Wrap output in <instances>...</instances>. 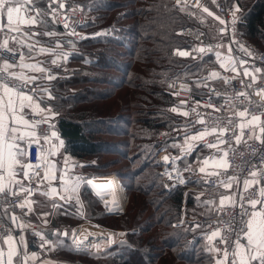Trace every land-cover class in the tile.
Wrapping results in <instances>:
<instances>
[{
  "label": "trees",
  "instance_id": "1",
  "mask_svg": "<svg viewBox=\"0 0 264 264\" xmlns=\"http://www.w3.org/2000/svg\"><path fill=\"white\" fill-rule=\"evenodd\" d=\"M226 2L239 6L237 15L242 33L264 49L261 35L264 33V0ZM65 5L66 9L106 5L98 9L84 8L88 20L83 28L88 34L80 40L70 37L48 12L38 9L37 15L43 13L46 21V25L39 24L47 32L59 33L58 40L68 53V59L52 71L58 73L57 78L48 83L56 97L52 101L58 111L54 119L56 130L65 140V153L78 159L118 154L129 160V165L116 174L127 193L138 196L133 198L137 218H143L138 225L147 228L143 220L148 218V227H155L157 231L147 237L144 231L139 235L128 231L122 238L127 244H122L120 238L98 256L73 249L67 236L61 238L63 246L55 247V254L80 256L86 259L85 264H211L209 258L215 261V255L206 250L207 225L201 221L202 217L213 215L208 211L207 201L211 199L195 198L183 187L165 190L158 155L161 150H178L185 137L179 132L160 139L166 131L179 127L181 113L171 109L185 108L167 90L168 82L176 78L190 79L196 83L194 96L200 97L202 76L211 67L220 65L215 52L198 53L196 40L184 36L182 31H202L210 44L219 42L216 31L202 20L200 10L192 6L181 10L174 0H67ZM113 28L115 32L111 33ZM104 30H109V34L93 35ZM68 40L73 44L69 45ZM181 51H188L189 56L183 57L179 54ZM203 150L204 146L198 145L180 160L181 164L193 163ZM106 175L109 174L97 176ZM93 176L83 174L85 179ZM190 183L201 186L202 180H190ZM81 193L87 203V218H104L106 215L87 184L82 186ZM68 209L62 210L64 216L59 219L62 217L61 223L74 226L81 219ZM183 215L186 222L173 227ZM124 220L117 226L100 223L122 229L125 224L129 225V220ZM196 223L200 227H194ZM51 225L50 239L54 238L58 227L56 219Z\"/></svg>",
  "mask_w": 264,
  "mask_h": 264
},
{
  "label": "snow or ice",
  "instance_id": "2",
  "mask_svg": "<svg viewBox=\"0 0 264 264\" xmlns=\"http://www.w3.org/2000/svg\"><path fill=\"white\" fill-rule=\"evenodd\" d=\"M178 5H181V10H183L184 5L181 4V0H176ZM24 5L18 3V0H0V18L6 16L8 27L13 32H19V24L22 21L20 16L21 9ZM63 3H58L57 8H64ZM75 7V6H73ZM85 9H98L99 7H106V5H84ZM32 11L39 13V10L33 7ZM204 12H208V9L205 7ZM239 11V6L235 11H232L231 15V24L228 27L231 28L230 39L236 43L237 47L240 48L246 55L252 56L253 52L249 51L246 45L240 42L237 39L236 24L240 18L237 15ZM51 14L53 18H56V9H51ZM216 20L220 21V25L217 26L219 33H225L227 28L222 26L225 24L224 20H221L219 16H216ZM23 23L36 25L37 23H42L46 25V21L43 20V13L38 14L30 19H23ZM3 27V25H0ZM65 31L69 32L72 35H77L74 28L71 25H68ZM111 33L115 32V29L110 30ZM48 35H55V33L48 32ZM109 30H104L102 33H95L94 36L107 35ZM27 35V33H25ZM264 36V33H261ZM9 39L16 40L17 44L23 45V40H17L16 37L5 36L2 43H0V193H10L12 196H16L17 193L27 194L25 198L19 202L20 208H27L30 212L32 210L33 201L29 199L32 196L34 189L32 185V180L36 179L38 184L48 182V191L44 194L48 196L59 195L60 200L67 203L71 200L72 194L76 192L78 184L80 182V177H76L75 180L68 178V168L75 167V164L72 163L71 156L64 155L63 157V175L60 176V181L62 191L58 192L57 187L52 186V182L57 179V162L55 159H46L45 158V148L44 144H41L43 139L48 145L47 154L48 156H54L56 153L60 152V149L64 148L65 140L60 137L58 131L56 130L55 117L58 115V111L55 109L52 101L56 99L53 93V89L44 84L37 83V81L43 80L45 84L51 82L57 78V74H53L48 68L42 67L40 63H25V58L23 53L20 55V63L18 65L13 64L6 57V53H13L14 51H19V49H14L9 47ZM220 43L209 44L206 48H198V53H204L206 51H213L214 49H219L223 47L224 37H218ZM39 43V42H36ZM69 45L73 44L72 40H68ZM57 48L50 47H39L38 51L40 53H50L55 56L51 60V64L57 65L61 61H66L68 59V53L64 51H58V48L61 44V41H56ZM27 47L33 52L37 51L34 48L32 43H29ZM182 56H188L187 51H181L179 53ZM215 57L221 62L222 67H230L233 72H236L237 65L236 61L232 57V48L231 45L228 46V55L227 57L219 51H215ZM264 59V57H261ZM91 62V61H88ZM240 64H246L247 61L241 59L239 60ZM19 67L20 69H30L32 72L41 73V76L37 75H26L24 71H15L13 69ZM264 72L262 67H246L243 70L244 76H251V79L255 81L258 77L256 74ZM46 75H43L45 74ZM218 72H211V77L218 76ZM242 83H245L242 81ZM184 85H181V88H184ZM247 87H252L250 83L247 84ZM28 90L25 91L24 89ZM177 93H173L175 95ZM260 95L261 100L264 101V88H260L257 92ZM247 96V93L238 92L236 96ZM47 98V102L45 101ZM250 105L252 102L249 98ZM184 102H181L183 104ZM199 104L200 101H197ZM209 107H215L208 102ZM257 108L260 111V115L251 114V118L247 119L249 113L248 109L245 108L243 111H238L236 114L245 118L242 119L238 125L240 129L239 135H236L233 132L236 142L239 143L241 138L244 135L245 127H250L252 136L249 138L255 137L264 145V119L261 117L264 116V103H257ZM26 109H30V112H26ZM173 112L181 113L183 116H189V110H184L181 107H173L171 109ZM191 111H195L192 109ZM199 122L204 125V117L201 115L199 117ZM229 124H232V121L229 120ZM46 125L42 129L43 135L37 134V126ZM189 125L185 124L184 127L187 128ZM259 128L260 135H256V129ZM228 127H219V126H203L201 130H198L194 134H185L184 145L181 146V154L186 156L191 153V151L196 147L195 141L202 140L210 133H224L227 132ZM50 133V135H49ZM224 143L222 137L218 136L216 138V143H208L206 146L209 148H214L217 144ZM33 145H36L37 149L40 151V157L38 162L33 163L30 159V149ZM67 152V149H64ZM228 152L225 151L222 157L212 158L211 164L214 168H228L229 163L226 159ZM180 157H174L173 160L179 159ZM170 159L169 156L165 155L163 160L168 162ZM264 159V155H262ZM210 160L204 159L202 167L199 168L200 172H205L207 166L209 165ZM43 167L44 174L40 175V169ZM175 170V169H174ZM188 170L191 171L189 168ZM218 175V173H215ZM165 175H170V173H165ZM252 179H245L243 181L245 189L254 183L259 181L256 179L257 173L253 171L251 173ZM183 183L182 178L175 177ZM264 178V177H262ZM24 180L28 181L26 185ZM236 180V177H228L227 181H220L223 183L225 188H231L232 183ZM91 183V181H89ZM97 188L108 187V185H96ZM226 201H229L235 205L236 201L233 197L224 196L220 197V204L223 205ZM208 204H213V200L207 201ZM247 204L251 205V208L245 207V201L243 197L239 202L240 207L238 212L231 214V218L224 223V228L226 232L222 235L221 229L217 227L210 235L207 236L209 244L207 246V251L209 253H215L220 258L215 261H211V264H264V186L259 188V196L256 198H249L246 201ZM260 205L257 208V205ZM55 206V205H53ZM7 210L5 209L4 213L0 215H6ZM46 215V214H45ZM11 221L16 225L17 228L23 230L26 225L22 220L13 213L10 217ZM47 221H45L46 223ZM184 220H178L177 225H183ZM194 227H200L198 223ZM191 230V229H189ZM14 229H4V235L0 238V264H52L48 259H43L42 261L38 258L39 253L37 251H29L28 243L26 242L25 235L23 231L19 235L18 239L12 233ZM34 234L41 237L39 242V248L48 250L49 248H55L57 246H63V241L61 240V234L56 235L55 239H49L45 237L43 231L35 232ZM69 233L67 231L62 233V236L67 237ZM91 235V233L89 234ZM114 234H109V238L106 243H114L115 240L112 238ZM121 243L127 244L128 242L124 239V233H120ZM219 237L223 242L224 247H217L213 243L216 238ZM71 243L76 249H81L87 247L83 240L87 239L84 237L81 239L77 236L76 232L71 233ZM7 245L5 251L3 245ZM130 246V245H129ZM100 245L97 244L96 248L99 249ZM98 256V253L94 254ZM229 257H231L229 259Z\"/></svg>",
  "mask_w": 264,
  "mask_h": 264
},
{
  "label": "built area",
  "instance_id": "3",
  "mask_svg": "<svg viewBox=\"0 0 264 264\" xmlns=\"http://www.w3.org/2000/svg\"><path fill=\"white\" fill-rule=\"evenodd\" d=\"M67 0H56V3H66ZM176 3V0H174ZM206 3L213 5V9L207 7ZM177 4V3H176ZM181 4L186 6H192L195 9H200L204 12V8L208 9V12H204L212 17L214 24L216 26V34L218 37L223 36V43L227 46L231 45L232 48V57L236 61L237 71L233 72L230 67H213L208 72L202 76V81L200 82V90L203 94L200 97L194 96V89L196 83L190 79L186 78H176L170 80L167 84V90L173 95L179 103L181 101H186L187 105L184 106V110H189V116L185 117L182 114L179 115V127L170 129L161 135L160 139L170 138L176 133L181 132L182 134H194L198 130H201L203 126H219V127H228V131L224 133H210L200 143L207 149L208 143H216V138L218 136L222 137L224 143L217 144L216 147L211 148L216 150L222 157L224 152L227 151L228 155L226 157L229 167L228 168H216L210 173H203L199 171V168L195 167L193 163L181 164L180 160L186 156L181 153H173L170 150H164L158 155V162L160 165V174L162 175V185L165 190L171 191L177 187L185 188V192L193 193L195 198H205L211 199L213 193L220 188H223V183L220 181H227L228 177H236V180L232 184H238L240 189L236 198V203L221 205L217 208L216 212L210 216H204L201 218L202 223L207 225V232L205 234V240L207 242V236L211 234L217 227L221 229V234L223 235L226 232L224 228V223H226L230 218L231 214L238 212L240 207V200L243 197L245 201V207L251 208V205L247 204L246 201L249 198H256L259 196V188L264 186V145L260 143L255 137L249 138L252 136L251 128L245 127L244 135L241 138L240 142L237 143L233 132L236 135H239L240 129L238 127L240 121L245 118L239 117L236 113L238 111H243L245 108L248 109V117L251 118V114L260 115V111L257 108V103H264L261 100L260 95L257 94L260 88H264V72L258 73L257 79L253 81L251 76H244L243 70L246 67H262L264 68V49L259 47L256 43L246 37L240 27L239 22L236 24L237 39L244 43L249 51L253 52L252 56L246 55L240 48L237 47L230 39L231 28L228 25L231 24V15L232 9L227 6L226 0H181ZM178 5V4H177ZM181 6V5H179ZM31 15H35V11L30 12ZM216 16H219L221 20L225 21V24L222 25L227 28L225 33H219L217 26L220 25V21L216 20ZM86 13L83 6H76L67 8L65 11H62L60 8L56 9V23L62 27L64 30L68 25H71L75 29L77 35H72L69 32L68 35L75 40H80L83 37L87 36L84 31V24L86 22ZM85 34V35H84ZM184 36L193 37L196 40L197 46L207 47L209 43L205 39V35L202 32L192 31L191 29H184L182 31ZM214 49L211 52H215ZM6 57L10 60L11 63L18 65L20 62L21 51H14L13 53H6ZM247 61L246 64H240L239 60ZM64 61H61L60 64L55 65L59 67ZM218 72L219 75L216 77H211V72ZM244 81L245 83H242ZM250 83L252 87H247V84ZM181 85H184V88H181ZM25 91L28 89L25 88ZM244 92L247 93V96H236V93ZM249 98L252 102L250 105ZM197 101H200L198 104ZM211 101L215 107H209L208 102ZM195 109V111H191ZM204 117V125L202 126L199 122L200 116ZM264 119V116L261 117ZM229 120L232 121V124H229ZM185 124L189 126L184 127ZM46 125L37 126V134L43 135L42 129ZM50 134V133H49ZM256 135H260L259 128L256 129ZM193 151V150H192ZM191 151V152H192ZM167 155L170 157L168 162L163 160V157ZM174 157H180L179 159L173 160ZM191 169L188 170V169ZM175 169V170H174ZM255 171L257 173L256 179L258 183H254L249 186L247 189L242 188L245 179H252L251 173ZM170 173V175H165V173ZM215 173H218L216 175ZM179 175L182 178L183 183L179 179H176ZM201 179L202 185L198 186L190 183V180ZM122 186V184H121ZM123 188V186H122ZM124 194L126 191H124ZM107 202H110V198H105ZM22 201L20 195L12 196L10 193H0V213H4L5 209L7 210L6 215H0V238L4 235V229H14L12 233L18 239L19 235L23 231V234L29 236L30 240L28 243L29 251H37L39 253V258L41 254L45 252V249L39 248L40 236L34 234L35 232L46 231V228L43 224L37 223L31 219V215L27 212L26 208H20L19 202ZM257 208L260 207L258 204ZM107 213L113 212V209L110 205L106 206ZM15 213L19 220H22L26 227L21 230L16 227V225L11 221V215ZM181 220L186 222L185 215L182 216ZM224 222V223H222ZM173 226H182L177 225V222L173 223ZM217 247L223 248V242L219 237L213 241ZM215 254V253H214ZM217 255V254H216ZM231 257H229L230 259ZM75 264V263H73ZM76 264H82L80 262Z\"/></svg>",
  "mask_w": 264,
  "mask_h": 264
},
{
  "label": "crops",
  "instance_id": "4",
  "mask_svg": "<svg viewBox=\"0 0 264 264\" xmlns=\"http://www.w3.org/2000/svg\"><path fill=\"white\" fill-rule=\"evenodd\" d=\"M18 3L24 5V7L21 9V13H20L22 21L18 26L19 32L11 31V29L8 27L6 16L3 18H0V25H3V27H0V43L3 42L5 36H12V37H16L17 40H23L24 41L23 45H19V44H17L16 40L9 39V42H8L9 47H12L14 49H19V51H21V53H23V55H24L25 63H40L42 67L48 68L52 72L54 70V68H58L55 65L51 64V60L54 59L55 56H53L50 53H40L38 51V48L39 47H50V48L56 49L57 46H54V45L49 44V43L50 42L53 43V39L55 40L56 37L60 38L61 35L59 33H57L56 35H48L47 34L48 32L46 30H44V28L39 23H37L36 25L26 24V23H23V19H25V18L30 19L34 16H37L38 12H36V11H35V13H36L35 15H31V13H30L32 11L31 9L33 7H35L36 9H40L41 11H46L51 16L52 15L51 9H54V8L58 9L57 4H55L53 2V0L52 1H49V0H18ZM25 33H27V35H25ZM56 41H61V40L57 39ZM36 42H39V43H36ZM29 43H32L34 45V48L37 49V51L33 52L32 50H30L27 47V45ZM61 43H62V41H61ZM61 45L62 44H60V46ZM226 48H227V46H226ZM216 50H220V49H216ZM58 51H64L65 52L64 48L62 50L60 48H58ZM227 55H228V49H227L226 54L223 53V56L227 57ZM220 66H221V62H220ZM13 70L24 71L26 75H37V76L42 75L41 73H38V72H32L30 69H20L19 67L15 68ZM43 75H46V73ZM37 83L44 84V86L48 87L49 82H47L45 84V82L43 80H40V81H37ZM25 111L30 112L31 110L26 109ZM189 135H191V134H189ZM200 141L201 140L194 142L196 144V147L198 145H201ZM41 144H44L45 158L46 159H55L57 162V171H56L57 179L52 182V186L57 187L58 192H60V191H62V187H61L62 182L60 181L59 178L61 175H63L62 169L64 167L63 166V157L61 156V153H63L64 155H67V154L65 153L64 148H62V149H60V152L56 153L54 156H48V154H47L48 145L45 143V141L43 139L41 140ZM207 149H209V151ZM207 149H206V152H207L206 155H203L204 153L200 152L199 158H197L193 161L194 166L197 168H200V167L204 166L203 165L204 159L207 158L210 160V163L207 166L206 171L203 173H210L214 169H216L212 166L211 159L221 157L220 154L216 150H212L209 147H207ZM29 151H30L31 161L33 163L38 162L39 157H40V151L37 149L36 145H33ZM71 158H72V163L75 164V167L68 168V170H67L68 171V178L71 180H75L76 177L81 178L76 192L72 194L71 200L68 201L67 203H65V201L60 200L59 195H56V196L45 195L44 193L46 191H48V187H47L48 182L44 181V183L38 184L37 180L33 179L31 186L34 189H37V191H34L32 196L29 197V199H31L33 201L32 210L29 212L27 210V208L26 207L25 208H26L27 212L31 215V219L34 221H36V219L38 217L40 219L42 218L44 220L52 219V221L54 219H56V222L58 223V227H56V230H54V238H52V239H55L57 232L63 233V231H67L69 233V235H68L69 242H70L69 244H70V246H72L73 249H75L77 251H87V252L97 253L98 251H102V250L106 249L107 247H111L114 244V243H111V244L106 243L107 239L109 238V234H114V236L112 238L114 240H116V239L121 238L119 236V234L124 233V231H122L120 229L115 230V229H112V228L107 227V226H102L100 224L91 222L89 220H81L79 223L75 224L74 226H68L64 223H61V222H63L62 217H61V220L59 219L60 216H64L62 210H69L68 208H70L71 213L73 215L79 217L78 213L81 211L76 210L74 208V206L77 207V209L81 208V205L83 202H82V198H81L80 194H81V189H82V186L84 183H86L89 186L91 192L95 196H98V195L103 196L104 195L105 198H110V197H112V199L118 198L119 201L123 200V196L121 195L120 192L113 191V186H112L113 183H111L110 181L107 180L108 175L107 176H99V177H97L98 180L95 177H93L94 179L93 178L83 179V174L86 175V173H84V171H83V170H85L83 167L85 165H87L88 162H90L89 159H91V158H85V159H78V158H74V157H71ZM39 171H40V175L43 176V174H44L43 167ZM91 179H92V181H91ZM105 180H107V181H105ZM89 181H91V183H89ZM94 181H96V182H94ZM24 183L27 185L28 181L24 180ZM101 184L102 185H108V187H104V188H97L96 187V185H101ZM242 188H245L244 184L242 185ZM239 189H240V187L238 184H232L231 188L223 187V188L218 189L213 194V196L211 198V200H213L214 203L210 204L208 211L212 212L213 214L216 212L217 208L219 206H221L220 197L222 195L233 197L236 200ZM115 193H116V195H115ZM17 194L21 196L22 200L27 195L25 193H17ZM230 203L231 202L226 201L223 205L230 204ZM53 205H55V206H53ZM72 208H74L75 211H77L76 212L77 214L73 212ZM51 231H52V225L47 227L46 231L43 232L45 234V237L50 239V237H48V234ZM73 231H75L77 236L80 237L81 239H83L84 237H87V239L83 240L84 244L87 247L81 248V249H76L72 245L71 233ZM89 233H91V235H89ZM25 238H26V242L29 243V240H30L29 236L25 235ZM61 238H64V237L61 235ZM40 239H41V237H40ZM97 244L100 245L99 249L96 248ZM3 247L6 251L7 245L4 244ZM50 250L52 252H54L55 248H49L48 250H45L47 257H43V259L50 260L52 262V264H72V263L66 262L65 260H60V259L56 258V256H54V255H51ZM214 255H215V260L220 258L218 255H216V254H214ZM39 259L41 261L43 260L41 258H39ZM33 264H35V262H33Z\"/></svg>",
  "mask_w": 264,
  "mask_h": 264
},
{
  "label": "rangeland",
  "instance_id": "5",
  "mask_svg": "<svg viewBox=\"0 0 264 264\" xmlns=\"http://www.w3.org/2000/svg\"><path fill=\"white\" fill-rule=\"evenodd\" d=\"M53 2H56V0H53ZM207 4V7L208 8H210V9H213L214 7H213V5L212 4H210V3H206ZM226 4H227V2H226ZM227 6L228 7H230V8H232V9H235L236 10V6L235 5H229V4H227ZM187 7V6H186ZM185 8V7H184ZM198 10H200V9H198ZM201 12H202V14H203V16H201V18H202V20L203 21H206L211 27H212V29L214 30V31H216V26H215V24H214V21H213V19H212V17H210L208 14H205L202 10H200ZM85 13H86V11H85ZM49 15V14H48ZM49 17H53L52 15L50 16L49 15ZM54 19V18H53ZM86 22H87V20H88V16H87V14H86ZM54 21H55V19H54ZM85 22V23H86ZM192 30V29H191ZM85 31V30H84ZM192 31H196V32H202V31H197V30H192ZM85 33H86V35L88 34V32L87 31H85ZM203 33V32H202ZM56 35V34H55ZM85 35V34H84ZM217 35V34H216ZM187 37H189V36H187ZM57 38V37H56ZM192 38V37H191ZM58 39V38H57ZM219 42L218 43H220V40H218ZM49 44H52V45H54V46H57V44H56V40H54L53 39V43L52 42H50ZM62 45V47L61 46H59V48L62 50L63 48H64V50H65V47H64V44L63 43H61ZM210 44V43H209ZM214 44H217V43H214ZM223 47H221V48H219L220 50V52L223 54H226L227 53V49L228 48H226V45L223 43ZM188 52V51H187ZM206 52H209V51H206ZM189 53V52H188ZM211 53H213V52H211ZM189 56V55H188ZM183 57H186V56H183ZM69 65V64H68ZM218 66H220V65H218ZM218 66H214V67H218ZM211 68H213V67H211ZM210 68V69H211ZM108 138H111V139H113V140H115V141H117L118 140V138H116V137H112V136H108ZM184 143H185V141L184 142H182L181 144H180V147H178V150H174V149H172L171 151L173 152V153H175V154H177V153H181V146L182 145H184ZM208 151H209V149H207ZM162 151H164V150H161V152ZM135 154V152H132V154ZM160 153V152H159ZM201 153H204L203 155H206L207 154V152H206V148H204V150L201 152ZM133 154V155H134ZM136 155L137 154H135V156L134 157H136ZM114 159H117V160H115V161H113ZM90 160V162H88V164L86 165V168L85 167H83L85 170H83L84 171V173H86V174H92V175H94L93 177H95V178H97V177H99V176H97V175H100V173L103 175V174H109L108 176H110V175H115L119 180H120V183L122 184V180H121V178L119 177V175H117L116 173H117V171L118 170H120V169H122V167H124L125 165H129V163H130V161L129 160H126V159H124V156L122 155H118V154H111V155H103L102 156V158H96V157H94V158H91V159H89ZM111 161V162H110ZM113 161V162H112ZM120 163V164H119ZM138 163H140V161L138 162ZM98 165L97 167H96V165ZM116 165V166H115ZM107 176V175H106ZM108 176H107V178H108ZM92 177V178H93ZM83 179H85V178H83ZM108 181H110L111 183H113L112 184V186H113V191H115L114 190V187H115V182L113 181V180H109V179H107ZM107 180H105V181H107ZM83 185H86V183H84ZM122 186H123V184H122ZM123 190L124 191H126V193L125 194H121L122 196H123V198H124V201H123V204L121 205V203H120V201H119V199L118 198H113L112 199V197H110V202H107L106 200H105V196L103 195H98V196H95L94 194H92V192H91V194L92 195H94L95 196V199L97 200V202L99 203V206H100V208L102 209V211L104 212V214L106 215L104 218H101V219H94V220H91V219H89V218H87V203H86V201L84 200V198H83V196H82V193L80 194V196H81V198H82V205H81V208L80 209H77V207H75L74 206V208L76 209V210H78V211H81V212H79L78 213V216H79V219H81V220H89V221H91V222H94V223H97V224H100V225H102V226H105V225H103V224H101V223H103V222H108V223H110L111 225L113 224V223H115L116 224V226L117 225H120L121 224V222L125 219H127V221L129 220V225L128 224H125V226L122 228V229H120V230H122V231H124V235H126V232H128V231H130V232H132V233H135V234H140V233H142V231H144V232H146V234L144 235V237H147V236H150V235H153V234H155V231H157L156 229H155V227H152V226H149L148 227V225H149V223H148V221L150 220V219H148V218H145L144 220H143V223H144V225H145V227H147V228H145V229H143V227L141 228L140 226L141 225H138L139 224V222L143 219H140V218H137V208H135L134 206H133V198H134V196H136V197H138L137 195H134V194H136V193H130V192H128L127 193V190H126V188L123 186ZM216 192V191H215ZM214 192V193H215ZM213 193V194H214ZM115 195H116V193H115ZM193 195H195V194H193ZM93 196V197H94ZM108 196V195H107ZM213 196V195H212ZM212 198V197H211ZM148 199V198H147ZM199 199H201V198H199ZM107 205H110L111 206V208L113 209V212H111V213H107V211H106V206ZM74 208H72V210H73V212L74 213H76L77 211H75V209ZM155 208V207H154ZM155 211L158 213V210L155 208ZM77 214V213H76ZM149 214V213H148ZM147 214V215H148ZM146 215V216H147ZM145 216V217H146ZM75 217H77V216H75ZM186 217V216H185ZM125 220H124V222H125ZM36 221H37V223H41V224H43L45 227H49L51 224H52V219H50V220H44V219H40L39 217L36 219ZM35 221V222H36ZM45 221H47L46 223H45ZM101 222V223H100ZM137 222V223H136ZM122 225H123V223H122ZM173 226V225H172ZM173 227H175V226H173ZM110 228H112V229H114L113 227H110ZM116 228V227H115ZM151 229V230H150ZM116 230V229H115ZM141 238V237H140ZM120 239V238H119ZM119 239H116L115 240V242H114V244L113 245H115L116 244V242H118V240ZM112 245V246H113ZM111 246V247H112ZM110 247H107L106 249H109ZM106 249H104V250H102V251H98L97 253H101V252H103V251H105ZM90 253H95V252H90ZM50 254L51 255H54V256H56V258H58V259H60V260H65L66 262H69V263H78V262H80V263H82V264H85L84 262H86L85 260V258H82V257H80V256H72V257H68L67 255H65V256H62L61 254H55V252H52L51 250H50ZM41 259H43V257H47V254H46V252H44V253H42L41 254ZM68 259H70L71 261H68Z\"/></svg>",
  "mask_w": 264,
  "mask_h": 264
},
{
  "label": "bare ground",
  "instance_id": "6",
  "mask_svg": "<svg viewBox=\"0 0 264 264\" xmlns=\"http://www.w3.org/2000/svg\"><path fill=\"white\" fill-rule=\"evenodd\" d=\"M94 179V178H93ZM97 179V178H96ZM108 179L109 180H113L116 184H115V187H114V190L117 192H120L121 194H124L123 192V188L121 186V183H120V180L115 176V175H110L108 176ZM98 180V179H97ZM92 181V179H91ZM96 182V181H94ZM123 201H124V198H123ZM123 201H120L121 205L123 204ZM91 229V228H90ZM94 232V231H93ZM95 233V232H94ZM90 234V233H89ZM96 249V248H95Z\"/></svg>",
  "mask_w": 264,
  "mask_h": 264
},
{
  "label": "water",
  "instance_id": "7",
  "mask_svg": "<svg viewBox=\"0 0 264 264\" xmlns=\"http://www.w3.org/2000/svg\"><path fill=\"white\" fill-rule=\"evenodd\" d=\"M55 3H56V2H55ZM63 4L65 5V3H63ZM61 10H62V11H65V10H66V5H65L64 8H61ZM200 47H202V46H199V48H200ZM181 102H184L183 104L180 103L181 105H183V106H186V105H187V102H186V101H181ZM63 232H65V231H63ZM63 237H64V236H63ZM64 238H65V237H64Z\"/></svg>",
  "mask_w": 264,
  "mask_h": 264
}]
</instances>
